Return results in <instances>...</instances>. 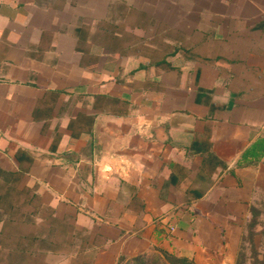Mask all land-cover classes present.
Here are the masks:
<instances>
[{
  "label": "crops",
  "instance_id": "1",
  "mask_svg": "<svg viewBox=\"0 0 264 264\" xmlns=\"http://www.w3.org/2000/svg\"><path fill=\"white\" fill-rule=\"evenodd\" d=\"M19 150L91 264H235L264 210V0H0V168Z\"/></svg>",
  "mask_w": 264,
  "mask_h": 264
},
{
  "label": "trees",
  "instance_id": "2",
  "mask_svg": "<svg viewBox=\"0 0 264 264\" xmlns=\"http://www.w3.org/2000/svg\"><path fill=\"white\" fill-rule=\"evenodd\" d=\"M16 157L19 169L0 168V264H59L60 259L64 264L93 263L98 246L90 239V230H78L68 215H56L54 208L43 202L37 186H21L32 160L22 150ZM209 158L204 156V162ZM257 223L253 216L248 229L254 230ZM152 254H159L167 264H196L164 250L123 257L117 264H147Z\"/></svg>",
  "mask_w": 264,
  "mask_h": 264
},
{
  "label": "rangeland",
  "instance_id": "3",
  "mask_svg": "<svg viewBox=\"0 0 264 264\" xmlns=\"http://www.w3.org/2000/svg\"><path fill=\"white\" fill-rule=\"evenodd\" d=\"M256 219L264 221V210L258 211ZM259 221V220H258ZM254 230L246 229L241 247L237 256V264H264V223L257 224ZM260 229V230H259ZM136 264L140 262L136 261ZM147 264H167V261L159 254H152Z\"/></svg>",
  "mask_w": 264,
  "mask_h": 264
}]
</instances>
